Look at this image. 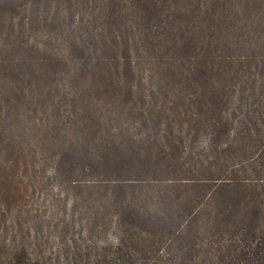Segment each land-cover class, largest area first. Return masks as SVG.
<instances>
[{
    "label": "trees",
    "instance_id": "obj_1",
    "mask_svg": "<svg viewBox=\"0 0 264 264\" xmlns=\"http://www.w3.org/2000/svg\"><path fill=\"white\" fill-rule=\"evenodd\" d=\"M65 2L72 78L99 75L107 120L135 115L143 131L121 178L88 181L96 215L79 219L72 254L0 190V264H264V0ZM122 74L131 103L116 93Z\"/></svg>",
    "mask_w": 264,
    "mask_h": 264
},
{
    "label": "rangeland",
    "instance_id": "obj_2",
    "mask_svg": "<svg viewBox=\"0 0 264 264\" xmlns=\"http://www.w3.org/2000/svg\"><path fill=\"white\" fill-rule=\"evenodd\" d=\"M10 1L0 0V190L11 191L26 227L40 231L54 251L72 254L74 240L85 234L79 219L96 215L88 181L121 178L118 173L135 162L128 143L143 123L138 117L136 124L135 115L126 122L119 114L107 120L102 107L112 104V88L99 75L72 78L80 53L62 34L63 22L71 19L64 14L65 0ZM115 81L121 102L131 103L125 85L136 82L129 74ZM66 92L73 96L64 98ZM84 106L97 113L95 122L86 119ZM122 131L128 141L118 137ZM97 155L110 172L100 174Z\"/></svg>",
    "mask_w": 264,
    "mask_h": 264
}]
</instances>
